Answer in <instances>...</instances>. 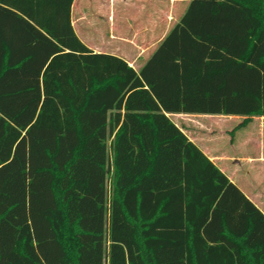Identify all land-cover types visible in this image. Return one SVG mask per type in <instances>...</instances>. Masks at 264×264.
Masks as SVG:
<instances>
[{
  "label": "trees",
  "instance_id": "obj_1",
  "mask_svg": "<svg viewBox=\"0 0 264 264\" xmlns=\"http://www.w3.org/2000/svg\"><path fill=\"white\" fill-rule=\"evenodd\" d=\"M72 1L0 0V175L26 148V220L0 264L87 263L100 232L82 223L102 214L105 264H264V212L169 116L264 117V0H190L138 69L77 38ZM79 159L106 176L102 214Z\"/></svg>",
  "mask_w": 264,
  "mask_h": 264
},
{
  "label": "rangeland",
  "instance_id": "obj_2",
  "mask_svg": "<svg viewBox=\"0 0 264 264\" xmlns=\"http://www.w3.org/2000/svg\"><path fill=\"white\" fill-rule=\"evenodd\" d=\"M89 115L90 113H84L82 121L84 122ZM241 121V117L209 115L198 121L193 119L189 125L191 129L197 128L199 141L210 153L228 156L227 160L218 161V165L224 168L226 174L233 177L234 182L244 192L255 195L258 193V196H264V162L235 158L236 156L253 158L259 151L261 154L264 153V148L259 147V144L264 141V126L260 128L259 121L254 117L244 124ZM92 126L89 127L84 123V130L89 132ZM96 138L97 136L92 140H96ZM109 142L110 137L106 140V149L108 148V150ZM257 142L259 143L256 144ZM96 146L101 147V145ZM94 156L98 162L107 164V151H97ZM25 166L26 148L25 138H23L21 145L19 144L15 148L11 162L4 167L5 170L0 175V213H2L0 218V256L2 257L10 248L12 244L10 240L16 235L19 224L26 220V214L23 212L26 208V183L22 179L26 173ZM71 169L74 179L84 181V185L79 186V191L87 192L86 200L91 203L90 212L95 215L102 214L100 209L105 205L103 197L108 184L106 176L100 172L94 161L87 159L77 160ZM103 218L102 214L100 219H97V224L93 225L96 227H91L93 221L90 223L83 221L82 223L84 228H94L100 232L98 237H94L97 239H95L96 242L85 239L86 250L91 247L95 248L91 254L89 251L84 256L88 264H105L102 254L107 245L104 236L105 224L98 223L99 220L103 221ZM87 220L89 221L90 218L88 217ZM81 260L83 264H87L84 262L83 252H81Z\"/></svg>",
  "mask_w": 264,
  "mask_h": 264
},
{
  "label": "crops",
  "instance_id": "obj_3",
  "mask_svg": "<svg viewBox=\"0 0 264 264\" xmlns=\"http://www.w3.org/2000/svg\"><path fill=\"white\" fill-rule=\"evenodd\" d=\"M189 1L73 0L70 22L75 35L87 48L95 53L119 57L128 65L138 69L145 63L172 25L179 21ZM169 116L188 139L235 183L233 177L226 174L224 168L218 165V161L227 160L228 156L210 153L199 141L197 128L191 129L189 125L191 120L198 121L209 115L170 114ZM254 119L259 121L260 128L264 126V117H254ZM261 146L264 148V141L259 144V147ZM235 158L264 162V153L261 154L259 151L253 158L244 156ZM244 194L264 212V206L262 207L264 196H258V193L255 195L244 192Z\"/></svg>",
  "mask_w": 264,
  "mask_h": 264
}]
</instances>
